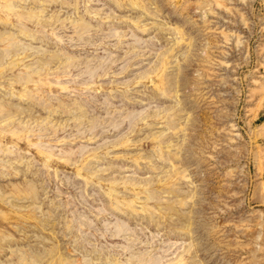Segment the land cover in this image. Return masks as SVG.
I'll use <instances>...</instances> for the list:
<instances>
[{
    "label": "rangeland",
    "instance_id": "374dc122",
    "mask_svg": "<svg viewBox=\"0 0 264 264\" xmlns=\"http://www.w3.org/2000/svg\"><path fill=\"white\" fill-rule=\"evenodd\" d=\"M264 0H0V264H264Z\"/></svg>",
    "mask_w": 264,
    "mask_h": 264
},
{
    "label": "water",
    "instance_id": "95a60500",
    "mask_svg": "<svg viewBox=\"0 0 264 264\" xmlns=\"http://www.w3.org/2000/svg\"><path fill=\"white\" fill-rule=\"evenodd\" d=\"M260 119H261V121H264V114L261 116Z\"/></svg>",
    "mask_w": 264,
    "mask_h": 264
}]
</instances>
